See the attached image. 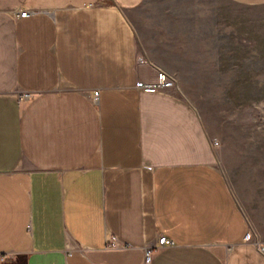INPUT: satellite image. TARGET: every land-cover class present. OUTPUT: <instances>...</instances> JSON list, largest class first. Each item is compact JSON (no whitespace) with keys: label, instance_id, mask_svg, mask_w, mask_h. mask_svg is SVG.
I'll list each match as a JSON object with an SVG mask.
<instances>
[{"label":"crops","instance_id":"obj_1","mask_svg":"<svg viewBox=\"0 0 264 264\" xmlns=\"http://www.w3.org/2000/svg\"><path fill=\"white\" fill-rule=\"evenodd\" d=\"M238 36L264 44V0H0L2 264H142L159 236L148 264H264V183L179 93ZM158 70L176 87L136 89Z\"/></svg>","mask_w":264,"mask_h":264},{"label":"rangeland","instance_id":"obj_2","mask_svg":"<svg viewBox=\"0 0 264 264\" xmlns=\"http://www.w3.org/2000/svg\"><path fill=\"white\" fill-rule=\"evenodd\" d=\"M241 39L238 36L236 57L229 60L208 58L209 53L203 59L190 54L194 57L187 60V89L179 93L198 111L206 133L219 141L222 172L233 181L243 176L247 184L257 179L260 186L264 183V44H245Z\"/></svg>","mask_w":264,"mask_h":264},{"label":"built area","instance_id":"obj_3","mask_svg":"<svg viewBox=\"0 0 264 264\" xmlns=\"http://www.w3.org/2000/svg\"><path fill=\"white\" fill-rule=\"evenodd\" d=\"M29 15V11L28 10H20V12L18 13V16L19 17H26ZM140 61H143L142 58H140ZM135 84V87L136 89H141L143 91H147L149 93H152L154 91H158V90H162L164 91L165 89H168V88H173V87H176V82H175V79L169 75H167L165 72H162V70H158L157 73H156V80L155 82H152V84H149V83H144L142 81H139L138 83H134ZM23 97L27 98L29 96V94H23L22 95ZM98 96V92L97 91H94L93 92V97L92 99L94 101L97 100V97ZM212 146H217L219 145V143L216 141V139H214L212 141ZM251 234L248 233L246 234V236L244 237V240L246 241H249L251 239ZM114 240L115 238L112 236L110 237L108 240H106V242L110 245L114 244ZM173 242L172 241H169L165 236H159L158 239H156V241L152 244V245H149L147 247H145L144 249V252L143 253V262L142 264H148L151 260V257H152V252H154L158 247L160 246H171ZM261 251L263 252L264 251V246L261 247ZM8 257V255H0V264H2L6 258Z\"/></svg>","mask_w":264,"mask_h":264}]
</instances>
